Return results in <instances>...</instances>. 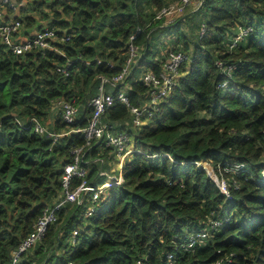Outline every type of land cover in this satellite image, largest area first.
Listing matches in <instances>:
<instances>
[{"label":"trees","instance_id":"1","mask_svg":"<svg viewBox=\"0 0 264 264\" xmlns=\"http://www.w3.org/2000/svg\"><path fill=\"white\" fill-rule=\"evenodd\" d=\"M180 1L28 0L19 15L5 6L6 20L22 24L19 39L45 23L61 54L19 56L0 37V264H12L44 211L64 197V168L76 150L84 147L89 184L107 180L101 173L116 161L114 148L105 138L85 147L77 131L92 117L90 100L101 88L125 91L132 107L150 111L159 90L144 77L160 78L172 52L185 59L152 117L136 127L119 101L102 115L106 132L133 142L123 183L95 202L87 195L66 204L18 264H264V0H199L170 24L156 19ZM63 99L79 107L75 124L62 120ZM33 118L59 138L36 133ZM198 163L226 179L230 197Z\"/></svg>","mask_w":264,"mask_h":264},{"label":"built area","instance_id":"2","mask_svg":"<svg viewBox=\"0 0 264 264\" xmlns=\"http://www.w3.org/2000/svg\"><path fill=\"white\" fill-rule=\"evenodd\" d=\"M27 2L28 0H22L20 4H17L16 0H0V37L2 38V42L9 49H11L16 55L19 56L28 54L35 50L50 49L58 52L52 46V43L56 42L58 39L56 36V31L44 25L45 23H43L42 24L43 26L41 25L42 27L39 30L35 31V33L32 34L29 38L22 39L20 36L19 39V35L21 34L20 32L22 29L21 22L19 20H10V21L6 20L7 17V10L5 9L6 5H9L11 8L15 9L17 11V15H19L18 12L19 9H21L25 4H27ZM192 2L193 0H181L180 2H177L169 7H166L156 14V19L173 17L174 15L181 14L186 10V8ZM240 34L245 35L246 32L241 31ZM133 39L134 38L131 37L130 43L128 45L131 56L129 63L131 62V59L136 56V52H137L136 46L133 45L132 43ZM240 39L241 36L237 37V41H239ZM58 53L61 54L60 52ZM184 59H185L184 55L180 53L177 54L172 52L169 55L168 61L164 66V71L161 74L160 78L157 77L153 72L146 73L144 77V81L146 82V84L152 85L155 89L159 90L158 94H155L153 97V104H152L153 108L150 111L141 110L139 108L132 107L130 103V97L125 91H120L117 94L112 95L106 93L104 91V88H101L100 94L92 98L89 102V105L93 108V114L88 122V125L84 128L77 130L78 132H82L85 137L86 140L85 147L92 146L93 141L95 139L105 138L107 141L106 145L109 147L112 146L114 148L117 157L126 156L129 153H131L128 150V147L131 144L130 136L125 132H120L115 134L106 132V127L102 123V115L105 113L106 110L113 107L116 101H119L122 104H125L131 108V111L134 115V126L136 127L142 126L145 123L146 119H148L147 117H152L154 110L158 109L157 106L161 98L166 96L167 93L169 92L172 84H174V80H176L179 74L178 70ZM68 68L69 65L61 68V70L66 72ZM127 73H128V67L124 71V73L121 76H119V78L115 79V81L118 82V80L122 79L124 75ZM56 107L60 109L62 120L65 123L69 125L76 123L79 113V107L77 105H75L72 102L65 101L63 99L57 102ZM30 125L34 127V131L36 133L39 134L48 133V136L54 138L55 141L59 138V135L48 132L47 129L35 118H33L30 121ZM133 151L134 150H132V152ZM83 153H84V147L76 150L74 161L64 168V173H63L64 197L59 202H57L53 207L47 208L44 211L43 216L36 223L33 232L24 240L20 248L13 253L12 264H18L22 254H24L28 249H30L31 247H33L35 244H37L43 239V237L47 233L49 226L57 221L59 211L66 204L68 203L81 204L85 196L87 195L94 196L92 200L95 202L99 199L100 195L106 188H111L112 186L120 185L124 181V178L122 174H120V172L109 178L107 173L102 172L101 175L107 176L108 184L103 190L98 191L100 186L98 185L92 186L87 181L88 171L83 165L84 163ZM198 164L199 166L202 167L206 166L200 163ZM234 167L243 168L244 165L239 164V165H235ZM75 178H78L80 180V183L77 187L73 188L72 183ZM224 183L225 185L223 188L219 187L218 184L217 186L222 193H224L227 197H230L228 183L227 181ZM93 211L94 209L92 208L91 211L88 213V215H90ZM217 222L219 221L214 222V226L220 225L221 222L219 223ZM76 234L77 232H74V235ZM201 237H206V234H202ZM195 241L196 240H193V242L190 244V247H192L195 244ZM216 264H220V263L218 262Z\"/></svg>","mask_w":264,"mask_h":264},{"label":"rangeland","instance_id":"3","mask_svg":"<svg viewBox=\"0 0 264 264\" xmlns=\"http://www.w3.org/2000/svg\"><path fill=\"white\" fill-rule=\"evenodd\" d=\"M201 5V2L199 1V0H193V2L188 6V8L189 9H193V10H197L198 9V7ZM187 9V8H186ZM185 12V11H184ZM181 13V14H177V15H174V17H167V22H166V24H170V22H172L173 20H175L174 18L177 16V17H181V16H183L185 13ZM191 12H193V11H191ZM185 17H183V19H184ZM54 120L56 119V116L53 118ZM53 119H51L50 121L51 122H53ZM134 149V147H133V142L129 145V147H128V150L130 151V152H132V150ZM130 155V153L128 154V155H126V156H122V157H117V161H115L114 159H112V160H110L109 162V164L107 163V165L110 167V169H108V170H105V173H107L108 174V178L109 177H112V176H114L116 173H118V171L120 172V174H122V168H123V164H124V160H125V157H127V156H129ZM204 168V170L207 172V174L209 175V178H211L212 180H214V182L216 183V184H218L219 185V187H221V188H223L224 187V185H225V183L224 182H226V180L223 178V176H218L217 175V172H216V170H214V169H212L209 165H206V166H204L203 167ZM106 176V175H105ZM123 183V182H122ZM121 183V184H122ZM107 184H108V180L106 181V183L105 184H103V185H101L100 187H99V190L98 191H101V190H103L106 186H107ZM96 193H98V192H96ZM93 197L94 196H92V199H93ZM217 223H219V222H217Z\"/></svg>","mask_w":264,"mask_h":264},{"label":"crops","instance_id":"4","mask_svg":"<svg viewBox=\"0 0 264 264\" xmlns=\"http://www.w3.org/2000/svg\"><path fill=\"white\" fill-rule=\"evenodd\" d=\"M34 33H35V32H34ZM34 33H32V34H34ZM32 34H31V35H32ZM116 161H117V159H116Z\"/></svg>","mask_w":264,"mask_h":264}]
</instances>
